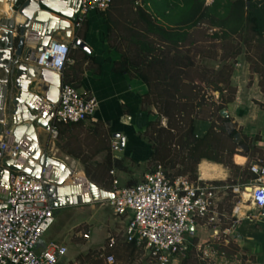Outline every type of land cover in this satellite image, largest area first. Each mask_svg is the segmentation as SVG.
Returning a JSON list of instances; mask_svg holds the SVG:
<instances>
[{
	"label": "trees",
	"instance_id": "trees-1",
	"mask_svg": "<svg viewBox=\"0 0 264 264\" xmlns=\"http://www.w3.org/2000/svg\"><path fill=\"white\" fill-rule=\"evenodd\" d=\"M102 16L107 25V42L121 54L113 63V71L143 82L147 92L142 95L141 109L148 114H151L150 108L156 110L155 118L149 121L143 133L151 147L148 163L153 168L162 165L170 178L183 175L196 179L202 160L233 170L227 180L230 185L255 177L249 172V166L234 163L237 131L229 133L226 123L231 119L219 113L236 98L237 88L231 83L233 67L224 64L218 69L210 68L205 59L219 57V46L207 47L206 44H221L233 35L251 31L263 41L264 5L258 7L255 0H213L210 5L205 0H113L111 6L102 11ZM261 47L254 71L259 74V86L264 92V43ZM223 48L220 45L219 49ZM71 55L74 63L65 67L63 82L79 88L81 76L92 67L94 58L80 47ZM93 70L98 72L99 66ZM214 92L218 93V99ZM196 119L211 123L203 137L194 133ZM97 164L104 168L100 172L102 179L92 178L88 170L86 174L103 188L106 187L101 180L105 175L106 179L107 175L113 179L111 170L128 171L124 159L111 154L104 163ZM175 168L177 170L172 172ZM237 199L228 192L220 204L221 229L232 225L230 215ZM223 236L221 241L205 245L211 244L218 255L230 249H241L231 239L225 244ZM129 245L133 248V244ZM186 246L180 263L202 264L203 261H197L201 247L195 243Z\"/></svg>",
	"mask_w": 264,
	"mask_h": 264
},
{
	"label": "built area",
	"instance_id": "built-area-1",
	"mask_svg": "<svg viewBox=\"0 0 264 264\" xmlns=\"http://www.w3.org/2000/svg\"><path fill=\"white\" fill-rule=\"evenodd\" d=\"M112 2L81 0L74 28H81L91 13L107 10ZM212 2L207 0L206 4ZM71 50L68 43L51 40L35 63L63 74L65 67L74 63ZM97 107L93 95L63 82L50 128L51 142L58 138L60 124L87 121L95 115ZM9 135L8 129L0 133V165L4 158L11 157L18 150V146L9 142ZM113 149L120 148L114 144ZM249 171L256 176L230 185L201 175L196 179L183 175L170 178L164 167L158 164L134 185H121L114 178L110 190L113 196L104 202L117 217L126 220L125 242L133 244L136 252L143 251L150 264H176L185 255L186 244H193L190 240L196 227L211 231L217 241H221L224 235L226 243L242 216L249 217L243 212L244 204L264 208V168L256 163L250 165ZM111 174L114 175L115 171L111 170ZM8 186L7 205L0 208V264H62L68 253L67 246L51 241L43 250H37L39 241L55 223V209L50 203L45 182L13 168ZM228 192L238 199L230 215L232 225L221 229L220 204ZM83 238L88 240L90 232H85ZM237 238L231 240L236 242ZM115 244L116 240L111 236L107 245L102 247L106 264H117L115 255L110 252Z\"/></svg>",
	"mask_w": 264,
	"mask_h": 264
},
{
	"label": "crops",
	"instance_id": "crops-1",
	"mask_svg": "<svg viewBox=\"0 0 264 264\" xmlns=\"http://www.w3.org/2000/svg\"><path fill=\"white\" fill-rule=\"evenodd\" d=\"M80 1L55 0V6L64 12L76 13L77 16ZM255 2L260 8L264 5V0H255ZM5 4L6 7H9L7 2ZM58 15L62 17L61 14ZM74 20L70 21V27L55 32L52 40L68 43L72 49L71 54L77 51L78 46L74 47V44H76L78 39L83 40L91 48L89 53L94 58V64L82 74L79 89L82 92L93 95L97 99L98 107L92 118L80 123L63 124L58 138L52 143L50 140V128L64 76L55 70L41 67L31 61L24 62L21 69L18 68L20 85L25 90L15 89V92L23 91L27 95L26 97L31 100V103L40 109L41 113L38 114L37 123L32 127L34 139L29 138L28 141L26 137L30 136L25 133L22 142L16 143L14 136L10 133L8 136L9 142L18 146V148L23 145L26 147L25 151L28 155H21L24 159H31L32 150L37 148L40 152L48 151L51 156L64 161L72 167L74 172L73 176L68 177L65 181V184H70L71 188L70 192L66 194V200L63 202L64 206L54 208L55 223L51 227L52 230L50 229V238L47 239L43 246L40 243L41 240L39 241L37 245L38 251L43 250L51 241L69 246L71 238L67 235V232L73 225L71 215L78 209L92 204L109 208L104 202L107 199L86 203V200L91 195L87 191L86 183L78 177H86L89 182L94 183L98 188L110 190L89 179L85 172L84 165L86 162L85 160L83 161V158L102 162L103 159L111 154L113 157L132 160L141 166L148 163L151 153V147L144 139L143 133L153 117L152 114H148L141 109V98L147 92V86L140 80L132 79L128 75L113 71V63L120 59L121 54L110 48L107 42V25L104 22L102 12L91 13L79 29L74 28ZM19 22V19H17L16 23ZM77 54H80L79 51ZM85 66H87V63ZM97 66H99L98 72L93 70ZM250 68L252 67L248 66V69ZM31 71H34L36 75L33 76ZM254 73L255 83L253 88H249V90L252 89L257 92L259 79L258 74L255 71ZM16 78L17 72L14 75V84ZM244 92V85L242 88L238 86L236 98L234 102L229 104L227 109L230 121L235 128L243 129L242 134L245 136L243 140L249 146L247 152L243 151L244 153L235 154L234 162L237 165L249 167L258 163L264 168V96H261V98L259 95L252 97L263 105V109L256 104H253L250 108L247 107V99L242 95ZM165 121L164 119V124ZM210 125L211 123L207 120L196 119L194 121L195 135L203 137L208 132ZM118 135L124 138L123 147L120 144V138L117 137ZM114 144H118L120 149L114 150ZM203 162L219 165L223 169V175L208 179L224 183L230 178V171L223 167L222 164L202 160L199 166ZM199 166L198 175H201ZM113 170L115 171L114 176H116V172H121L116 169ZM59 172L55 175L58 176ZM5 177L1 164L0 183L4 181ZM8 195L9 187L7 184H0V203L2 202L1 198H6ZM243 212L248 213L249 217L242 216L241 220L232 228V233L228 235V239L238 237L236 243L241 250L254 256L258 264H264V208L247 203L243 205ZM61 218H65V222L59 226ZM119 222H124L126 225L125 219L119 220ZM91 239H93V236L90 232V238L87 241ZM209 239H214L212 232L200 226L196 227L195 235L191 236V241L196 246L200 245L201 241L204 242ZM117 244L118 242L116 241L115 247ZM68 255L69 247L65 257H67L68 263L71 264ZM62 264H64L63 261Z\"/></svg>",
	"mask_w": 264,
	"mask_h": 264
},
{
	"label": "water",
	"instance_id": "water-1",
	"mask_svg": "<svg viewBox=\"0 0 264 264\" xmlns=\"http://www.w3.org/2000/svg\"><path fill=\"white\" fill-rule=\"evenodd\" d=\"M6 2L9 4V12L5 11ZM19 17L23 21L16 23ZM75 17L76 13L59 10L55 6V0H0V133L8 129L16 143L22 142L25 133L30 136L26 137L28 141L29 138L34 139L32 127L37 123L38 114L41 113L23 93L25 88L20 85L18 68L21 69L24 62H36L39 53L45 51L50 44L53 34L70 27V21ZM76 45L91 52L89 45L81 39L76 40ZM16 72L17 78L14 84ZM31 73L33 76L36 75L34 71ZM15 89H23V91L16 93ZM219 113L224 118L229 117L227 108L221 109ZM226 127L229 133L235 130L231 121L226 123ZM117 137L120 138L123 147L124 138L120 135ZM234 142L242 151L249 150V146L243 143V135L240 132L234 134ZM25 149L24 145L19 146L16 153L2 160V171L6 177L0 184L8 186L11 170L20 169L45 182L50 203L54 208L64 206L66 194L71 188V185L65 184V181L73 176L72 167L51 156L48 151L40 152L37 148L33 149L34 152L32 150L31 159H24L21 155H28ZM85 183L91 195L86 203L98 202L113 196L111 191L98 188L87 178ZM7 198H1L0 208L6 207Z\"/></svg>",
	"mask_w": 264,
	"mask_h": 264
},
{
	"label": "rangeland",
	"instance_id": "rangeland-1",
	"mask_svg": "<svg viewBox=\"0 0 264 264\" xmlns=\"http://www.w3.org/2000/svg\"><path fill=\"white\" fill-rule=\"evenodd\" d=\"M205 2H207V0H205ZM259 39L260 38H258L253 32L246 31L242 35H233L231 39L221 44H215L214 42H212V44H206L207 47H210L212 45H218L220 47L221 45V47L224 48L220 50L218 47V58H207L205 59V61L208 67L215 69L220 68L224 64H231L233 67L231 83L236 88H238V86L242 88V86L244 85L245 92L242 95L247 99V107L251 108L253 104H256L260 105L263 109V105L252 98L253 96L257 97V95H259L260 98L261 96H264V92L261 90L260 86H257V92L252 89L249 90V88H253V85L255 83V80L253 78L255 74L254 64L258 61V53H261V44L264 43V38L261 42ZM239 51L240 53L234 56V54ZM220 56H222V59H220ZM248 66L252 68L248 69ZM213 94L215 96V99H218V93L214 92ZM228 107L229 104L226 105L225 108L228 109ZM150 109L152 117L155 118L156 110L153 108ZM162 123L164 124V119L162 120ZM235 130L242 134V128L240 129L236 127ZM243 137L245 136L243 135ZM241 153L244 152L238 145L237 154ZM105 159H103L102 162H96V160L94 159L83 158V161L85 160L86 162L84 165L85 172L88 170L92 178L100 180V175H103L100 172L104 168L103 166L99 167L97 163H104ZM124 162L127 166L128 171L116 172V176H114L110 172V175L113 176V179L109 178V175H107L106 179L105 175V179L101 180V184L104 185L106 189H112L114 178H118L121 185L134 184L136 182L142 181L145 177V174L153 169V166L149 163L140 166L132 160H124ZM225 168L229 170L227 167ZM176 170L177 168L172 169V172H175ZM231 172H233V170L230 171V174ZM71 216L73 225L67 232V235H69V237L71 238L70 244L68 246V258L71 260V264H106L101 253L103 251L102 247L107 245L108 237L110 236H113L118 242L117 246L114 249L110 250V252L115 255L117 264H150L143 251L136 252L134 247L132 248L131 245L125 242V224L124 222H119V220L124 219L118 217V220V218H116L117 216L113 213L110 207L103 208L97 204L95 206L93 204L87 205L84 208L78 209V211H76ZM64 222L65 218H61L59 220V226L61 224H64ZM51 230L45 233L43 238L41 239L40 243L42 244V246L45 245L47 239L50 238L49 236L51 235ZM88 231H90L93 236V239L89 241L85 240L82 236L85 232ZM215 241L217 240L209 239L205 240L204 242H198L200 245H197V247H201V250L199 251L201 254L197 257V261H203L202 264H258L254 256L246 254L241 249L239 251L230 249L226 254L223 253L222 255H218V251L213 250L211 244L205 245L206 242L214 243ZM227 243L228 242H226L225 244ZM78 244L81 245L78 246ZM67 260V257H64L63 263L69 264V261ZM176 264L181 263L180 261H178V263ZM194 264H198V262Z\"/></svg>",
	"mask_w": 264,
	"mask_h": 264
},
{
	"label": "bare ground",
	"instance_id": "bare-ground-1",
	"mask_svg": "<svg viewBox=\"0 0 264 264\" xmlns=\"http://www.w3.org/2000/svg\"><path fill=\"white\" fill-rule=\"evenodd\" d=\"M5 11L9 12V7H6V4H5ZM18 19L19 21H22L21 17H19ZM199 171H200L199 173H201V176L205 179L215 178V177L223 175V169L219 165L211 164L208 162H203L199 166ZM78 178L84 180L85 182L86 177H78Z\"/></svg>",
	"mask_w": 264,
	"mask_h": 264
}]
</instances>
